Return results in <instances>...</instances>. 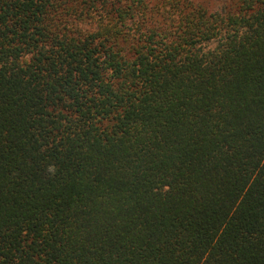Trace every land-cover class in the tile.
Wrapping results in <instances>:
<instances>
[{
	"label": "trees",
	"instance_id": "1",
	"mask_svg": "<svg viewBox=\"0 0 264 264\" xmlns=\"http://www.w3.org/2000/svg\"><path fill=\"white\" fill-rule=\"evenodd\" d=\"M0 264H264V0H0Z\"/></svg>",
	"mask_w": 264,
	"mask_h": 264
},
{
	"label": "rangeland",
	"instance_id": "2",
	"mask_svg": "<svg viewBox=\"0 0 264 264\" xmlns=\"http://www.w3.org/2000/svg\"><path fill=\"white\" fill-rule=\"evenodd\" d=\"M156 0H152L154 3ZM198 4H203V6L207 7L210 11H214L217 8H220L225 4V2L234 3L236 0H192Z\"/></svg>",
	"mask_w": 264,
	"mask_h": 264
}]
</instances>
